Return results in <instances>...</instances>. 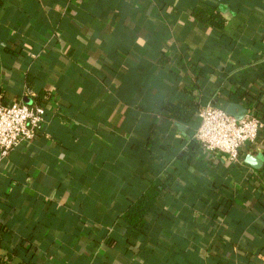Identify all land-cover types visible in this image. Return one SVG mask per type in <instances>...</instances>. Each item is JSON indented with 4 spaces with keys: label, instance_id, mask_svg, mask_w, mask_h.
<instances>
[{
    "label": "crops",
    "instance_id": "0c3cea01",
    "mask_svg": "<svg viewBox=\"0 0 264 264\" xmlns=\"http://www.w3.org/2000/svg\"><path fill=\"white\" fill-rule=\"evenodd\" d=\"M206 5L229 14L221 37L193 14ZM262 53L264 0H0V105L21 99L45 110L33 142L0 159V259L264 264V138L243 147L239 162L199 146L189 160L195 120L161 108L187 101L185 81L199 98L212 97L223 81L250 75ZM230 104L259 115L254 98L225 110ZM168 173L177 189L165 186L163 197L171 194L157 206L167 217L150 225L136 254L119 234V208ZM212 179L231 187L228 212L202 227L182 221L202 215L191 195L213 205Z\"/></svg>",
    "mask_w": 264,
    "mask_h": 264
},
{
    "label": "trees",
    "instance_id": "16d2710c",
    "mask_svg": "<svg viewBox=\"0 0 264 264\" xmlns=\"http://www.w3.org/2000/svg\"><path fill=\"white\" fill-rule=\"evenodd\" d=\"M193 14L196 20H198L202 24H208L211 28L217 31L218 37H221L220 31H222L226 21L228 20V13L221 12L220 9L217 7H209L208 5H206L195 9L193 11ZM247 37L244 34L243 38L241 37V42L243 46L250 47L252 46L250 37ZM253 50L254 46H252V51ZM262 54L260 55L264 57V53ZM256 56L258 55L254 54V58H257ZM260 60L263 59L259 58V60H254V62L249 63L250 67L249 69H247V74L250 72V75H243V77L241 78L227 79L223 81L222 83H220L221 89L219 93L212 95V97L210 98H199L196 91L193 90L195 84L191 86L192 84L190 85L188 81H185V84L182 82V84L186 85V91L188 92L187 101L172 105L163 103V105L161 106L162 111L171 116L172 118L178 119L184 123H188L195 120V124L197 127L199 123L198 110L206 103L210 102L212 105L225 110L226 105L229 103H240L241 101L247 102L250 100V98H254V107L259 113L258 116L264 121V61ZM231 66L226 69H230L233 67ZM253 81L259 83V85H257V87L255 88L252 86L254 84ZM231 88L232 90H230ZM262 138H264V129L259 133L255 142L260 141ZM254 143H249L245 146L250 149L254 145ZM188 145V153H186V155L187 158L190 160L193 153L196 151L198 145L195 142H190ZM224 167H227L225 163ZM175 177V173H168L166 175V178H164L162 182L160 180L152 181L150 185L138 195H128L124 204L119 208V215L116 218V225L119 229V234L122 236V239L127 242V249L129 248L137 254V252L139 251L136 245L139 244L140 238H142V236L146 237V235H148V229L150 228V225L153 227L155 225L154 223L162 219V217H167L166 211H169V209H158L157 206L159 205V203H162V201L164 202L165 197H168L171 194L170 193L167 196L163 197L165 186L172 188V186L174 185L175 189H177V179ZM216 180L218 179H212L211 181L212 191L210 194L212 195V199L210 203L213 205H210L209 208H203L200 205V203H203V200L201 198L196 197V195H191L193 198V203L196 207L199 208L200 211H202V215H195V213L192 211L191 214L189 213L182 215V221L193 226L195 225L202 227L211 225L213 223V219L211 217L215 213H221L222 215H225L228 212V204L232 201V193L230 192L231 187L227 181L218 183ZM216 183L218 189H213V184L215 185ZM257 184V187L259 188L260 192L264 193V181H261L259 179ZM180 195L183 194L180 193ZM191 196H189L190 199ZM215 204L222 205V209L216 208ZM117 205L118 203H115L114 208H116ZM116 210L117 209H115L114 211ZM169 216L171 217V215ZM168 226L169 224L166 227ZM166 227L164 228V230L166 229ZM132 233L137 236L135 241L128 240V234ZM151 244L154 245L153 247L160 246V244L155 241H152ZM200 248L201 247L197 249L199 251L200 261H208L211 256V253L201 255L202 250ZM0 264L10 263H8V261L0 259Z\"/></svg>",
    "mask_w": 264,
    "mask_h": 264
},
{
    "label": "built area",
    "instance_id": "2783aa9c",
    "mask_svg": "<svg viewBox=\"0 0 264 264\" xmlns=\"http://www.w3.org/2000/svg\"><path fill=\"white\" fill-rule=\"evenodd\" d=\"M45 110L18 99L0 105V159L33 142L44 122ZM199 123L188 142L198 144L202 153L239 162L242 148L254 143L264 129V121L253 111L242 118L227 114L210 102L198 110Z\"/></svg>",
    "mask_w": 264,
    "mask_h": 264
},
{
    "label": "water",
    "instance_id": "95a60500",
    "mask_svg": "<svg viewBox=\"0 0 264 264\" xmlns=\"http://www.w3.org/2000/svg\"><path fill=\"white\" fill-rule=\"evenodd\" d=\"M225 112L227 114L235 117L236 119H240L246 114L247 110L245 108L241 107L240 105L230 104L226 108ZM177 126L180 130H184V127H182L181 125L177 124ZM245 162L255 169L259 168L261 165V160L257 157L252 156V155H247Z\"/></svg>",
    "mask_w": 264,
    "mask_h": 264
}]
</instances>
